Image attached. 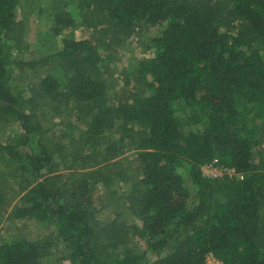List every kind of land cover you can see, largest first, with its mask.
<instances>
[{"label":"trees","instance_id":"trees-1","mask_svg":"<svg viewBox=\"0 0 264 264\" xmlns=\"http://www.w3.org/2000/svg\"><path fill=\"white\" fill-rule=\"evenodd\" d=\"M17 3L0 0V122L12 117L21 132L14 145L0 143V158L15 164L17 179L14 193L0 184V213L55 225L66 246L62 261L70 264H143L147 253L157 256L152 264H204L207 255L223 264H264V160L252 161L264 139V0H76L75 14L66 0H52L54 36L77 20L101 42L162 27L152 55L136 67L150 80L113 105L88 39H63L57 53L37 60L12 59ZM54 60L62 77L46 70ZM12 66L25 97L13 93ZM178 113L193 128L182 131ZM64 117L85 130L61 144L56 121ZM115 133L134 151L133 181L117 159ZM63 154L78 170L57 173L54 157ZM214 162L234 175L204 177L202 167ZM185 163L196 190L191 204L177 173ZM119 183H130L122 200L112 192ZM101 190L115 210L96 227ZM134 238L145 241V251L131 250ZM51 246L50 239H0V264H43Z\"/></svg>","mask_w":264,"mask_h":264},{"label":"rangeland","instance_id":"rangeland-1","mask_svg":"<svg viewBox=\"0 0 264 264\" xmlns=\"http://www.w3.org/2000/svg\"><path fill=\"white\" fill-rule=\"evenodd\" d=\"M68 3V10L75 14L76 0H66ZM52 0H18L15 9V22L13 37L17 42H10L12 49V59L14 61H32L57 53L61 47V41L66 38H74L76 40L88 39L94 43L102 58L101 73L107 81V96L105 101L109 105L117 104L122 98L128 97L131 94L143 91L144 83L149 81L148 77L143 80L137 76V64L145 58L152 55L155 50L151 39L159 34L162 27L156 26L148 30L135 32L127 41H99L98 38L90 32L86 27L81 25L79 20L69 29L64 30L58 36H54L50 32L52 21ZM78 19V18H76ZM47 72L57 78L63 76L60 63L54 60L47 69ZM27 72V71H26ZM29 73V72H28ZM22 75L17 67L12 66L11 69V87L13 93L18 97H25V85L21 80ZM148 93V92H147ZM146 93V94H147ZM178 126L182 131H187L190 128L186 126L185 118L181 113L176 115ZM57 140L61 144L67 142L70 137L79 138L81 133L85 130V124L76 121L74 118L67 117L56 121ZM20 127L14 118L9 117L6 122H0V143L14 145L16 140L20 137ZM114 147L117 149L119 157L117 159L123 160L125 167L128 168V173L132 175L131 181L134 180L136 166L133 158L134 151L128 146L126 140L122 141L120 134H113L112 140ZM19 151L21 149L19 148ZM62 159L59 155H55V168L58 174H67L76 169L77 164L72 162L65 154ZM264 160V139H261L252 150V161L254 164H259ZM5 158H0V184L5 185L12 193L17 191V179L15 164ZM190 165L183 164L177 169V173L183 179L184 185L190 192L189 204L195 199V188L189 179ZM78 170V169H76ZM204 177H215V172L206 170L202 172ZM222 175H227L222 172ZM218 175V174H216ZM229 176V175H228ZM134 183V182H133ZM130 183L115 184L112 192L116 197L127 198L130 192ZM101 190L99 201L95 202L93 206V214L91 222L93 226L110 221L114 217L115 206L109 202L108 194ZM98 195V196H99ZM19 196L14 204L20 203ZM8 212V210L6 211ZM132 223L140 226V223L131 218ZM0 239L5 241H12L17 239H24L29 242H43L47 239L51 240V256L42 260L43 264H70L68 261H62L66 254V246L59 239H56V227L53 224L39 223L35 220H20L8 221L6 214L0 213ZM131 250L135 252H143L146 249L144 240L134 238L130 244ZM165 254V253H164ZM157 256L147 253L143 260V264H152ZM220 261V260H219Z\"/></svg>","mask_w":264,"mask_h":264},{"label":"built area","instance_id":"built-area-1","mask_svg":"<svg viewBox=\"0 0 264 264\" xmlns=\"http://www.w3.org/2000/svg\"><path fill=\"white\" fill-rule=\"evenodd\" d=\"M206 170L214 171L216 174H218V175L215 174V177H212V178L222 177L223 176L221 174L222 172H226L227 175H229V176L234 175L233 171L230 169H220V168L216 167L215 162L212 164L204 165L202 167V172H204ZM204 264H223V263L221 261L217 260L212 255H207L205 257Z\"/></svg>","mask_w":264,"mask_h":264}]
</instances>
